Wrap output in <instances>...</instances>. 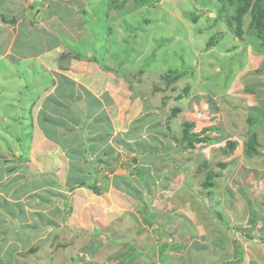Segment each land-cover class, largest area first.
Segmentation results:
<instances>
[{"label": "rangeland", "instance_id": "rangeland-1", "mask_svg": "<svg viewBox=\"0 0 264 264\" xmlns=\"http://www.w3.org/2000/svg\"><path fill=\"white\" fill-rule=\"evenodd\" d=\"M84 1L75 13L76 21L85 22L79 34H56L62 35L61 59L55 54L44 60L49 72L66 67L72 83L107 100L113 134L119 135L110 149L118 154L112 163H105L106 150L97 156L91 174L102 179L97 188L103 193L89 190V198L74 187L87 174L84 164L62 169L61 152L42 139L32 143V160L22 157L14 173L0 168L2 225L17 219L21 210L14 201L26 207L20 226L10 225L11 233L0 238L10 240L2 244L5 250L0 247V264H94L113 254L134 264H155L158 258L159 264H264V59L253 44L249 16L239 39L231 30L235 22L228 23L238 0ZM50 41L39 33L27 49L37 51ZM22 44L15 46H27ZM1 56L0 107L12 112L17 101L11 103L9 95L17 89L21 66ZM131 91L143 97L131 99ZM32 96L34 103L40 99L39 92ZM85 97L70 93L52 103L70 102L73 117L83 120L89 113ZM31 104L19 110L30 114ZM104 116L97 112V120ZM45 126L55 137L73 133L63 124ZM18 132L9 122L0 124L4 138ZM16 137L22 140L23 134ZM246 149L257 154L249 156ZM48 153L53 160L46 166ZM125 177L132 188H125ZM73 199L82 202L71 204ZM44 213L53 219L50 225ZM84 216L97 219V236L70 232L71 221L78 228ZM27 225L34 226L31 232ZM84 245L87 252L77 257ZM173 246L179 247L174 262Z\"/></svg>", "mask_w": 264, "mask_h": 264}, {"label": "crops", "instance_id": "crops-1", "mask_svg": "<svg viewBox=\"0 0 264 264\" xmlns=\"http://www.w3.org/2000/svg\"><path fill=\"white\" fill-rule=\"evenodd\" d=\"M91 1L94 2V0H88L87 3L89 4ZM59 2L62 3L63 8L60 5H57ZM77 4L80 5L76 6L77 8H73L74 5ZM82 4L85 5L84 0H0V53L2 55L1 57L7 56L10 59H13L14 61H19V65L21 66V70L19 71V74H17L19 77L17 81V89L15 92L9 95L11 96V103H13L14 101L17 102L12 105V112L1 109L0 107V114L2 115L0 119V124L2 125V123L9 122V126L12 125L13 127V125H15L16 131L18 132V128H20L22 130L21 133L23 134L22 140H20L19 138L17 139L16 137V135H20L21 137L22 134H20L19 132L18 134L9 133L5 138L0 135L1 171H9L14 173L19 167V164L22 163L24 160H27L29 156V159L32 160V154H34L32 143L36 140L41 139L43 141H41L40 143L46 142L47 145L50 144L52 151L54 147L58 148L57 150H59V152H61L62 154V169H65L67 171L79 166V164H84V169H82V171H88L89 169H92V171L95 173L97 171V156L103 154L104 150L108 152V154L105 155L107 156V161H105V163H112L114 160L112 162L110 160L114 159L113 156L118 154L114 151L112 152V149H110L112 147L111 142L113 140H117L119 135H116V133L113 134L114 123L107 114L108 110L105 104L107 100L101 99L99 96H97L96 93L92 91V93L89 92L87 90V87L82 84H80L79 86L83 89L77 90L79 86L77 84L72 83L73 81H70L71 79L67 74L68 70L66 67L62 66L59 69H52L53 72H49L50 68L47 64V61L44 60L45 57H54L55 54H59L58 57L62 55V51L60 52V50H62L61 45L63 43L57 38H60L62 35L67 36V38H75V36L79 34L78 28L85 22L76 21L79 15H76L75 13L77 9H80L79 7ZM38 7H40V9L33 13V8L37 9ZM63 12L67 14L66 16H64V18L63 16H61V13ZM39 33H42V36H51V41L48 42L49 44H46L48 46L40 47L37 51L28 50V45L36 44L34 43V39ZM56 34L62 35L58 36ZM37 37L42 38L39 36ZM22 41V45L27 46L17 48L15 45L18 42ZM44 65H46L45 68H43L44 70H41V67ZM28 75L32 76L33 78L32 80L31 78L30 80H27L25 84L27 77H29ZM37 92H39L40 94V99L34 103V101L36 100H34L35 97H33L32 95ZM70 93H73V95L77 94L79 98L82 97V94L86 95V97L81 101L84 105L82 106L87 107L89 113L84 114L85 117L81 118L83 120H76L73 117L72 114L74 111L72 110L73 108L69 106L71 104L70 102L68 105L66 103H62L66 100V98H69ZM13 95L14 97H12ZM62 98H64V100ZM20 99L22 100L21 104L24 109L30 107L29 103H31L32 101V104L34 106L33 108H31L32 111L30 114V109L26 112L22 111L24 109L19 110V108L22 107L21 105L17 104L20 103ZM57 99H62V102L60 104L58 103V105H55L54 102L52 103V100ZM97 112L98 114L105 113L106 116L102 117V120H97ZM30 121H32L31 126H29ZM77 121L79 122L77 123ZM107 122L109 127L104 126L107 124ZM48 123H55L57 125L63 124V126H65L68 131H72L73 133L68 134L64 138L55 137L54 133H48L50 129L45 126L46 124L48 126ZM99 123L102 124L99 127V132L97 133V124ZM32 125H34V127H32ZM35 125L36 127L37 125L39 127L36 128ZM76 125L79 126L74 132V129H72L71 127ZM110 131L111 134L108 133ZM11 138L18 140L19 143L16 145L15 141V144H13L12 142L11 144H1L2 140L3 142H5V139ZM34 148L36 150L37 146H34ZM52 154L55 153L53 152ZM22 157H24V160L21 159ZM15 159L16 161H19V163H17ZM52 160L53 155L50 154L49 157L48 153L46 166L51 165ZM24 163H26V161ZM20 167L23 168V166L21 165ZM114 176L115 175L112 173L108 175V178H113ZM85 180H87V174L83 176V179L80 182ZM101 180L102 179L98 176L97 182L101 183ZM124 180L128 181L126 177ZM79 183H76L74 187H78ZM0 186L3 187L4 185ZM77 189L81 192V198H89V196L91 195H88L89 189L86 187H80ZM97 199H99V197H97ZM66 201H64L63 203L66 204ZM78 201L73 199V201H71V204L72 202L80 203L82 202V199H78ZM13 205L14 208L18 207L21 211L15 216L17 217V219L12 218V221L10 220L4 225H2V222H0V225H2L0 226V233H2L0 234V238L3 236L6 237L11 233L10 231H12L13 229L10 225L14 224L15 227L17 225L20 226L17 220L22 219V216H24V213L26 212V207L24 208L20 201H14ZM81 205H83V203H81ZM48 214L49 213H46L44 215V218L46 219V224L50 225V222L53 219L48 220ZM59 214V223L61 224L63 222L64 213L60 212ZM0 219H2V221L4 220L3 217H0ZM86 219H88L87 222ZM71 222L72 224L69 226L71 227L70 232H72L76 236L81 235L82 237H84L85 235L91 234H95L94 236H97V219L94 220V222H91L88 216L85 218L80 217L77 221L78 228L74 225L76 222H73V220ZM67 224L68 223H66V225ZM32 227L34 226L27 225V232H31L33 229ZM98 228L100 227L98 226ZM12 233L15 234V231H13ZM19 235L21 234L19 233ZM30 235L31 234H29V236ZM176 235L175 238H177ZM4 239L5 238H2V243L0 242V247L2 248V250H5L3 249L4 246L2 247V244H4L6 241L10 243V240L8 241V238L7 240ZM79 241L82 242L81 240ZM177 249H179V247L173 246V248L169 252L170 257L172 258V262H174L173 259L177 258ZM82 250H85L87 252V245H84L77 251V257L79 256L80 258H82ZM127 259L128 263H122L120 262L122 258H120L119 256L116 257V255L113 254L110 261L102 258L100 260L95 261L94 264H134L132 260H129L130 258ZM158 262L159 258L155 262V264H159Z\"/></svg>", "mask_w": 264, "mask_h": 264}, {"label": "trees", "instance_id": "trees-1", "mask_svg": "<svg viewBox=\"0 0 264 264\" xmlns=\"http://www.w3.org/2000/svg\"><path fill=\"white\" fill-rule=\"evenodd\" d=\"M238 4H239V6L237 7L236 13L232 14L231 19L228 20V23L232 22V21H233V23L235 22V25H234L235 28L234 29H233V27L231 28L230 25H229V27L231 28L232 32L236 35V37H238L239 39H242V36H241L242 35V23L244 21V17L246 16L245 18H247V16H249V24L248 25H249V29L253 31L251 33L253 38H254L253 44L258 48L257 52L259 54H261L263 56V59H264V9H263L264 8V0H238ZM263 64H264V61H263ZM132 94L133 95H132L131 99L143 97V94L139 93L138 91H136V92L133 91ZM261 107H264V105L261 104ZM262 110L264 112V108H262ZM260 113H262V112H260ZM229 146L234 147L235 143H229ZM246 151H247L246 153L249 156H252L253 154L254 155L257 154V151L252 150V149H248V150L246 149ZM225 154H229L228 151H225ZM91 173H92V169H89L87 171V180L80 182L78 184V187H76V188L86 187L89 190H91L94 194L100 195L103 193V191H102V189L97 188L98 182H97V176L95 175L96 173L93 175ZM89 181H92L93 183L91 185H89L88 184ZM124 181L126 184L125 188H132L131 184L127 183V180H124ZM100 188H103V186L101 185ZM242 235H244L246 238H248V240L250 239V236L245 234L244 232ZM260 241L264 244L262 237L260 238ZM108 242L110 243L111 240L109 239ZM123 246H125V243L123 244ZM238 249H239L238 260H241L242 250L240 248H238Z\"/></svg>", "mask_w": 264, "mask_h": 264}]
</instances>
